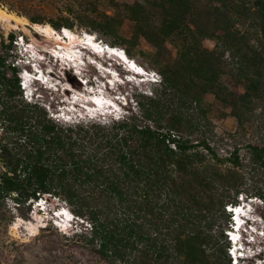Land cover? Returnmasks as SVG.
Wrapping results in <instances>:
<instances>
[{
	"label": "trees",
	"instance_id": "trees-1",
	"mask_svg": "<svg viewBox=\"0 0 264 264\" xmlns=\"http://www.w3.org/2000/svg\"><path fill=\"white\" fill-rule=\"evenodd\" d=\"M254 3L255 33L259 30L264 40V0ZM146 5L158 9L161 18L152 37L142 36L157 47L173 42L176 58L157 69L159 88L135 95L139 111H84L67 121L50 117L36 102L22 99L16 67L8 61L13 36L1 44L7 57L0 56V77L5 79L3 67L12 71L9 95L16 99L0 111L5 130L0 203L8 197L18 208L39 198L62 201L76 219L64 232H72L65 246L88 251L94 264H230L226 205L243 195L264 199V189L243 187L239 146L222 155L211 145L202 131L211 125L203 95L213 94L234 110L238 100L256 94L260 82L250 68L264 62V46H255L250 58L247 53L238 57L231 47L239 36L222 20L229 11L201 23L192 0L136 1L131 19L139 27L148 21L141 18ZM53 26L58 32L71 29L69 23ZM204 38L215 41L214 49L202 45ZM225 52L236 58L233 77L245 85L243 93L220 81ZM73 77L77 89L85 88ZM91 77L97 86V76ZM246 147L247 165L264 169V146Z\"/></svg>",
	"mask_w": 264,
	"mask_h": 264
},
{
	"label": "rangeland",
	"instance_id": "rangeland-1",
	"mask_svg": "<svg viewBox=\"0 0 264 264\" xmlns=\"http://www.w3.org/2000/svg\"><path fill=\"white\" fill-rule=\"evenodd\" d=\"M136 1L141 2L142 0H0V8L18 19L7 18L0 21L2 45L9 43L11 39L9 35L13 36L10 46L12 51L9 53L10 58L7 59L8 61L11 60L12 67L18 63L17 67L15 66L16 77L18 78V72L21 69L27 68L30 70L29 66L25 64L27 61L25 54L21 55L19 53L18 44H16V42L18 43L17 37L22 36L35 55L43 58L38 59L36 63L42 70L46 69L48 71L49 78L52 81V87L50 88H44L36 81V87L33 86L32 88L34 94L29 101L24 98V93L18 82L22 99L27 102H36L47 111L48 115L50 113H63L64 116L67 115L71 118L77 115L84 116V108L79 103L88 95L96 94V91H94L96 85L91 76L93 74L95 77L97 76L98 81L101 80L97 71L93 67L87 66V76L92 81L90 82L93 88L92 92L86 87L77 89L76 84L72 83L73 81L70 80L69 75L75 74L64 68L62 64H58L59 62L55 63L54 60L48 57V52L53 47L46 50L47 48L44 47V45H47L46 42H40L33 37L36 43L35 46L32 43L30 33L23 31L21 22L38 23L44 27L51 26L52 29H55L53 25L61 26L69 23L71 25L70 30L74 32L96 31L98 38L105 40L108 44L124 50L127 49L136 62L149 70L145 82L126 83L119 86L118 89L113 87L112 90L108 88L107 83L104 86L103 93L108 95L120 107L121 111H139L136 106L137 99H135V95L140 93L149 94L159 88L158 82L160 79L157 69H160L164 64L174 62L176 48L171 41H166L162 46L157 47L151 40L142 36V33H146L151 37L155 34L156 28L160 25L161 14L158 9L146 5L148 12L145 11L141 18L145 16L148 21L142 22L143 24L139 27L131 19V7ZM229 1H233V3H229ZM192 4L197 20L201 23L206 22L207 19L213 21L218 12L225 13V11H229L228 17L222 20L239 36V42L231 47L232 53L239 52L238 57L241 53H247L250 58L252 57V49L254 50L255 46L259 44L264 46L261 32L258 30V33H255V25L258 20L255 18L257 5L254 0H192ZM225 5H229L228 8ZM92 25H97L100 30H94ZM6 35L8 40H6ZM201 43L207 49H214L215 41L213 39L204 38ZM5 51L4 48H0V56L3 58L7 57ZM262 52L264 55V50ZM233 61H236V58L230 60L229 53L225 52L221 62L220 81L229 89H235V85H237L236 90L243 93L246 89L245 85L238 83L236 77H233L235 71ZM2 72L5 79L0 77V111L5 110V107L16 99L9 95L10 92L13 93L14 91L12 85L8 83V79L13 77L12 71L7 67H3ZM250 74L254 80L260 82L259 90L256 94L253 92L246 100H238L234 110L215 99L213 94L203 95V102L207 107L211 125L202 126V131L208 134L211 145L218 149L219 154L227 155L234 145L240 147L239 155L241 162L244 164V167L241 168L244 176L242 185L245 189L253 191L258 187L264 189V169L258 166L252 168L247 165L249 151L246 146L248 144L264 146V62L260 64L252 63ZM119 92L124 94L126 105L121 104L114 98V95ZM74 94L80 95L82 99L71 103ZM87 105L90 106V102L86 103L85 106ZM49 116L51 117V115ZM57 118L60 119L58 116ZM3 128L4 121L0 117V143L4 141L5 130ZM209 130H212L214 135ZM220 137L225 139L224 143L219 141ZM230 166V164H226L223 167ZM243 197L245 198L244 195ZM251 197H257L256 201L263 204L261 206L254 205V208L255 214L264 219V199L257 195ZM49 199L50 202H45V212L37 214L33 204L18 208L12 198L9 197L3 203H0V264H75L77 263L76 260L83 264L96 263L95 258L88 251L65 246V238L67 236L71 239L72 232H67V235L64 232L70 230V226L74 224L76 219L74 218L72 222L65 224L63 227H56L53 223L51 211L60 206H64L66 209L67 207L57 198L49 197ZM226 228H228V223ZM252 230H248L249 242L243 240L246 244L247 257L244 262H241L242 264H256L264 261V224L254 223ZM226 241L229 244L227 237ZM228 247L229 245L226 247V252L229 256ZM58 255L61 256L60 259H58ZM72 256L74 258H71Z\"/></svg>",
	"mask_w": 264,
	"mask_h": 264
},
{
	"label": "bare ground",
	"instance_id": "bare-ground-1",
	"mask_svg": "<svg viewBox=\"0 0 264 264\" xmlns=\"http://www.w3.org/2000/svg\"><path fill=\"white\" fill-rule=\"evenodd\" d=\"M7 18H15L13 15H11V14H9L8 12H5L3 9H1L0 8V21L1 20H5V19H7ZM16 20H18L17 18H15ZM22 23V26H23V31L24 32H26V33H30V36H32V40H33V44L36 46V43H35V40L33 39V34L30 32V30L28 29V28H26L25 27V25L26 24H28V23H26V22H21ZM28 25H31V27H33V29L37 32V33H39L40 35H42V37L44 38V40H45V42H46V44L47 45H50V46H47V45H44V47L45 48H47L46 50H48V48L49 47H55L56 45H65V42H63V41H61L59 38H56L55 36H53L52 35V33H53V30H55V29H52V27L51 26H47V27H44V26H40L39 24H28ZM35 38V37H34ZM36 40H37V38H35ZM34 45H32L33 47H34ZM35 48V47H34ZM33 48V49H34ZM55 63H58V61H56ZM54 63V64H55ZM58 64H62V63H58ZM78 73V72H77ZM79 74V73H78ZM70 75V80L71 81H74V77H73V75H71V74H69ZM106 77V76H105ZM69 80V79H68ZM105 83H107L106 81H105ZM105 83H104V86H105ZM86 84L87 85H89L88 84V82H86ZM108 84V83H107ZM114 87H115V84H114ZM90 91V90H89ZM104 95V94H103ZM91 96H93V95H91ZM95 96H97V95H95ZM88 98V97H87ZM85 98V101H84V99L82 100V101H80L81 99H77V101H80V103L79 104H84V105H86V103H88V102H90V106L89 105H87V107H89V108H91V107H94L95 106V104L91 101V99L90 98ZM78 104V103H77ZM78 104V105H79ZM84 108V107H83ZM104 108H106V107H102V108H99V110H103ZM108 108L110 109L111 108V106L109 105L108 106ZM84 111H86V109L84 108ZM97 111V110H96ZM60 117V116H59ZM63 208H65V207H63ZM66 209V208H65ZM66 210H68V209H66ZM68 212H70L69 210H68ZM37 213H40L39 211H37L36 212V214ZM72 222V221H71ZM69 223H70V221H69ZM62 227V226H61Z\"/></svg>",
	"mask_w": 264,
	"mask_h": 264
},
{
	"label": "clouds",
	"instance_id": "clouds-1",
	"mask_svg": "<svg viewBox=\"0 0 264 264\" xmlns=\"http://www.w3.org/2000/svg\"><path fill=\"white\" fill-rule=\"evenodd\" d=\"M90 33H92L93 35H95V36H97L95 33H93V32H90ZM18 64V63H17ZM16 64V65H17ZM26 64V63H25ZM15 65V66H16ZM27 65V64H26ZM29 66V65H28ZM88 66H91L92 67V65H88ZM17 67V66H16ZM27 69V68H26ZM35 82H36V80H33L32 81V83H31V89L33 88V86H35ZM36 87V86H35ZM32 94H34V92L32 91ZM26 99V98H25ZM27 100V99H26ZM247 199H249L248 200V204H249V208H248V213H247V215L244 217V221H245V223H244V225L242 226V228H241V230L239 231V235H240V244L242 245V246H244V248L246 247V244L243 242V240H246L247 242H249V240H248V237H249V233H248V230L249 231H253L252 230V227H253V225H254V223H259V224H264V219L263 218H261L258 214H255V206H257V205H263V204H261V203H259V202H257L256 200H253L252 199V197H250V198H248V197H246ZM255 205V206H254ZM245 234H247L245 237H244V235ZM244 254H245V256H244V259H246V257H247V254H246V248H245V251H244ZM230 257V256H229ZM240 262H241V259H240ZM256 264H264V261H261V262H258V263H256Z\"/></svg>",
	"mask_w": 264,
	"mask_h": 264
},
{
	"label": "water",
	"instance_id": "water-1",
	"mask_svg": "<svg viewBox=\"0 0 264 264\" xmlns=\"http://www.w3.org/2000/svg\"><path fill=\"white\" fill-rule=\"evenodd\" d=\"M25 27L28 28V29L30 30V32L33 34V36H34L35 38H37L40 42H41V41H42V42L45 41L44 38L42 37V35H40L39 33H37V32L33 29V27H31V25L26 24ZM68 83H69V81H68Z\"/></svg>",
	"mask_w": 264,
	"mask_h": 264
},
{
	"label": "built area",
	"instance_id": "built-area-1",
	"mask_svg": "<svg viewBox=\"0 0 264 264\" xmlns=\"http://www.w3.org/2000/svg\"><path fill=\"white\" fill-rule=\"evenodd\" d=\"M6 40H8V36H7V35H6ZM1 44H2V43H1V39H0V47H1Z\"/></svg>",
	"mask_w": 264,
	"mask_h": 264
}]
</instances>
